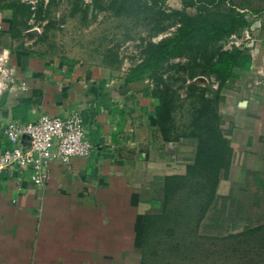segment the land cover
I'll list each match as a JSON object with an SVG mask.
<instances>
[{
  "label": "crops",
  "instance_id": "crops-1",
  "mask_svg": "<svg viewBox=\"0 0 264 264\" xmlns=\"http://www.w3.org/2000/svg\"><path fill=\"white\" fill-rule=\"evenodd\" d=\"M257 20L250 67L219 90L231 160L205 219L223 242L236 240L239 257L252 247L264 264V14ZM143 85L21 48L0 10V125L77 111L95 145L69 168L55 162L44 187L29 172L0 174V264H146L144 237L169 217L167 180L186 175L197 143L163 139ZM7 145L0 135V153Z\"/></svg>",
  "mask_w": 264,
  "mask_h": 264
},
{
  "label": "rangeland",
  "instance_id": "rangeland-1",
  "mask_svg": "<svg viewBox=\"0 0 264 264\" xmlns=\"http://www.w3.org/2000/svg\"><path fill=\"white\" fill-rule=\"evenodd\" d=\"M221 1L216 0L210 7L212 12L236 7L251 24L264 14V0H225L218 5ZM186 2L0 0V10L9 17L21 48L54 60L73 58L127 82L131 69L141 63L147 44L174 35L176 11L197 14L199 5L190 6ZM253 41L252 33L247 36L245 30L233 40L229 38L220 44L219 60L225 64L239 52L240 59L248 60ZM192 69V63L186 59H175L154 78L140 82L144 84L145 95L154 98L157 106L164 98L169 117L163 121L170 141L191 140L198 146L200 140L194 136L205 131L198 122L204 110L199 91L205 89L206 98H214L220 83L205 72L193 78ZM238 70L242 69L234 72L237 74ZM159 130L164 139L160 127ZM172 190L167 206L168 221L155 225L144 237L146 264H255L254 248L250 247L245 257H239L235 239L229 238L226 242L231 246L226 247L221 231L207 228L205 215L202 216L204 202L189 196L187 189L180 188V182ZM214 217L221 219V214L215 213Z\"/></svg>",
  "mask_w": 264,
  "mask_h": 264
},
{
  "label": "trees",
  "instance_id": "trees-1",
  "mask_svg": "<svg viewBox=\"0 0 264 264\" xmlns=\"http://www.w3.org/2000/svg\"><path fill=\"white\" fill-rule=\"evenodd\" d=\"M187 1L186 5H199L197 14L190 15L183 11H176L174 35L163 38L157 43L147 44L143 50L141 63L131 69L127 83L154 78L168 62L175 59H186L192 63L191 77H198L205 72L219 81V89L211 99L206 98L205 89L199 91L192 86L194 90L199 91L200 100L203 102L204 110L200 112L198 122L204 125L205 131L194 136L200 140L195 163L187 167L185 176L169 178L166 183L167 206L173 193V186L176 182H180V188L187 189L189 196H195L205 203L203 216L211 206L221 176L228 171L231 160L229 142L220 128L219 90L228 80L236 77L235 69L247 70L251 64L250 58L244 60L238 57L241 52H237L238 56L227 59L224 64L225 61L219 60L220 44L250 29L253 24L249 22L246 14L238 11L236 7H231L226 11L212 12L210 7L216 3V0ZM223 1L225 0L219 2L218 5H222ZM168 117L169 111L162 98L156 109V120L165 141H170L169 131L163 121ZM206 143H211L212 146H206Z\"/></svg>",
  "mask_w": 264,
  "mask_h": 264
},
{
  "label": "built area",
  "instance_id": "built-area-1",
  "mask_svg": "<svg viewBox=\"0 0 264 264\" xmlns=\"http://www.w3.org/2000/svg\"><path fill=\"white\" fill-rule=\"evenodd\" d=\"M261 27L254 22L245 33ZM235 35L231 37V40ZM0 135L8 142L0 153V174L10 171L29 172L31 182L37 187L46 186L51 180V166L58 162L69 168L75 159L89 158L95 148L87 136L82 115L73 111L69 116L43 115L34 122H9L0 125ZM28 142L24 148L23 142Z\"/></svg>",
  "mask_w": 264,
  "mask_h": 264
}]
</instances>
